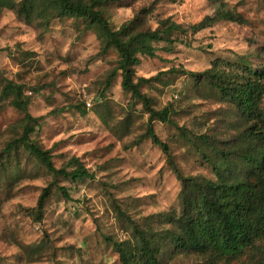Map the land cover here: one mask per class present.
I'll list each match as a JSON object with an SVG mask.
<instances>
[{"label": "clouds", "instance_id": "clouds-1", "mask_svg": "<svg viewBox=\"0 0 264 264\" xmlns=\"http://www.w3.org/2000/svg\"><path fill=\"white\" fill-rule=\"evenodd\" d=\"M152 261L264 264V0H0V264Z\"/></svg>", "mask_w": 264, "mask_h": 264}, {"label": "trees", "instance_id": "trees-1", "mask_svg": "<svg viewBox=\"0 0 264 264\" xmlns=\"http://www.w3.org/2000/svg\"><path fill=\"white\" fill-rule=\"evenodd\" d=\"M219 223L213 224L210 226V230L215 233L217 229L223 231L224 233H227L230 229H233L234 227V221L229 220V218L225 215L220 214L219 212L216 213ZM151 264H155L154 261L151 262Z\"/></svg>", "mask_w": 264, "mask_h": 264}]
</instances>
